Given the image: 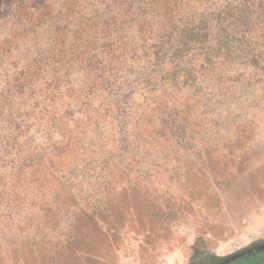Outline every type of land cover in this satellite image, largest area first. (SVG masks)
<instances>
[{
    "label": "rangeland",
    "instance_id": "374dc122",
    "mask_svg": "<svg viewBox=\"0 0 264 264\" xmlns=\"http://www.w3.org/2000/svg\"><path fill=\"white\" fill-rule=\"evenodd\" d=\"M261 242L264 0H0V264Z\"/></svg>",
    "mask_w": 264,
    "mask_h": 264
},
{
    "label": "flooded vegetation",
    "instance_id": "af4514ba",
    "mask_svg": "<svg viewBox=\"0 0 264 264\" xmlns=\"http://www.w3.org/2000/svg\"><path fill=\"white\" fill-rule=\"evenodd\" d=\"M204 256H200V257H193L189 260V262L187 264H236L238 263H242V264H249V263H253V262H259L260 260H262V258L264 257V249L261 250H257V251H253V252H249V251H245V253L240 256L237 257L235 259H231L229 261L223 262L222 260L225 259H220L217 261H210L207 259H203Z\"/></svg>",
    "mask_w": 264,
    "mask_h": 264
},
{
    "label": "water",
    "instance_id": "95a60500",
    "mask_svg": "<svg viewBox=\"0 0 264 264\" xmlns=\"http://www.w3.org/2000/svg\"><path fill=\"white\" fill-rule=\"evenodd\" d=\"M261 249H264V242H261V243L255 244L253 246H250L249 248H247L245 250H242V251H240V252H238V253H236L234 255H231V256L223 259L222 261L226 262V261H229L231 259H235L237 257H240V256H242L245 253V251L253 252V251H257V250H261Z\"/></svg>",
    "mask_w": 264,
    "mask_h": 264
},
{
    "label": "trees",
    "instance_id": "16d2710c",
    "mask_svg": "<svg viewBox=\"0 0 264 264\" xmlns=\"http://www.w3.org/2000/svg\"><path fill=\"white\" fill-rule=\"evenodd\" d=\"M236 264H240V263L237 262ZM249 264H264V257L259 262H253V263H249Z\"/></svg>",
    "mask_w": 264,
    "mask_h": 264
}]
</instances>
